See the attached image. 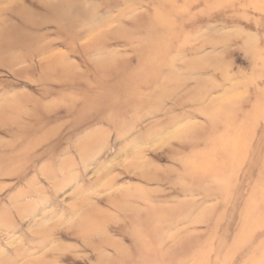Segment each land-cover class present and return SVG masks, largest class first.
I'll return each mask as SVG.
<instances>
[{
	"label": "rangeland",
	"instance_id": "1",
	"mask_svg": "<svg viewBox=\"0 0 264 264\" xmlns=\"http://www.w3.org/2000/svg\"><path fill=\"white\" fill-rule=\"evenodd\" d=\"M0 264H264V0H0Z\"/></svg>",
	"mask_w": 264,
	"mask_h": 264
}]
</instances>
